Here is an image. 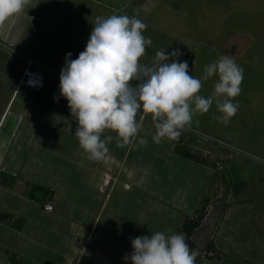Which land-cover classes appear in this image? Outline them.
I'll use <instances>...</instances> for the list:
<instances>
[{
    "label": "rangeland",
    "instance_id": "rangeland-1",
    "mask_svg": "<svg viewBox=\"0 0 264 264\" xmlns=\"http://www.w3.org/2000/svg\"><path fill=\"white\" fill-rule=\"evenodd\" d=\"M29 5L33 21L24 49L0 45V118L14 92L10 112L22 117L19 124L8 112L0 126V170L14 176L12 187L0 185V214L8 215L0 220V264H131L124 256L131 254L138 230L182 233L185 219L204 202L196 264H264V0ZM110 15L136 16L147 25L143 35L153 43L142 63L158 50L179 48V60L202 78L205 65L231 56L244 79L230 123L215 119L221 113L213 104L193 116L179 140L154 143L152 117L145 115L133 145L118 147L116 133L106 131L113 137L107 156L89 160L74 135L77 122L60 95L59 77L67 54L76 56V43L80 53L85 50L76 37H89L96 18ZM26 58L43 67L48 95L19 89ZM217 79L204 81L200 95L210 96ZM33 111H42L41 120ZM141 138L146 145L139 144ZM35 185L51 190L52 200L43 193L30 199ZM46 205L52 210H44Z\"/></svg>",
    "mask_w": 264,
    "mask_h": 264
},
{
    "label": "clouds",
    "instance_id": "clouds-1",
    "mask_svg": "<svg viewBox=\"0 0 264 264\" xmlns=\"http://www.w3.org/2000/svg\"><path fill=\"white\" fill-rule=\"evenodd\" d=\"M29 3L0 0V26ZM93 25L85 50L74 60L67 54L59 77L60 95L77 122L74 135L89 160L100 162L107 156L113 137L103 136L106 131L116 133L118 147L133 145L145 115L152 117L153 142L160 143L164 138L179 140L193 116L207 113L213 104L221 113L215 119L225 126L237 114L235 98L244 70L231 56L205 65L203 77L197 78L190 74L188 61L179 60V48L158 50L150 62H141L153 42L143 35L147 25L136 16L97 17ZM213 76L218 78L214 91L205 98L200 95L203 82ZM139 144L147 140L141 138ZM131 244V254L124 256L131 264H196L199 255L183 233L156 231L131 239Z\"/></svg>",
    "mask_w": 264,
    "mask_h": 264
},
{
    "label": "crops",
    "instance_id": "crops-1",
    "mask_svg": "<svg viewBox=\"0 0 264 264\" xmlns=\"http://www.w3.org/2000/svg\"><path fill=\"white\" fill-rule=\"evenodd\" d=\"M29 8H30V5L28 4L25 9L17 14V15H13L12 17H10L3 26H0V45L6 47L7 49L8 48H12V50L14 51H17L19 48L21 49H24V39H25V36L27 35L28 33V29L30 28L29 25H30V22L33 21V15H30L29 14ZM41 33V32H40ZM74 35V34H73ZM75 37V36H74ZM78 37V38H77ZM76 39H78L80 41V45H84L86 44L87 45V42H88V39L89 37H81V36H77ZM79 43H76V47H74V49H76V52L75 51H72L75 53V57H71V58H78V55L80 54V51H79ZM46 53V52H45ZM41 58L44 57V55H41V53L39 52ZM45 56H47V54H45ZM26 60V59H25ZM44 60V59H43ZM74 60V59H73ZM25 65H26V61L24 62ZM20 89V88H19ZM48 89H49V86L46 85L45 83V88L44 90H47L46 92V95H48ZM16 90V89H15ZM21 90V89H20ZM20 90H18L17 92L20 93ZM42 90L41 92H35L37 93L39 96L41 95V93L44 91ZM17 93H13L12 94V97L10 98L9 102L7 103V110L6 112L3 113L2 117L0 118V124L3 120V118H5V116L7 115L8 112L12 111V103L14 101V98H15V95ZM19 95V94H18ZM17 95V96H18ZM49 97V96H48ZM41 98V97H40ZM12 105V107H11ZM49 105H47L45 107V110L47 109ZM11 107V108H10ZM12 115L20 118V121H19V124L22 122V117L16 115L15 113H12L10 112ZM45 113V112H44ZM32 114H35V111L32 112ZM38 115H39V118L36 119L37 121L41 120L42 118V111L38 112ZM19 129V125H18V128L16 129V131ZM16 135V132L14 134V136ZM13 136V137H14ZM103 136H106V135H103ZM13 139V138H12ZM12 142V141H11ZM10 146V145H9Z\"/></svg>",
    "mask_w": 264,
    "mask_h": 264
},
{
    "label": "trees",
    "instance_id": "trees-1",
    "mask_svg": "<svg viewBox=\"0 0 264 264\" xmlns=\"http://www.w3.org/2000/svg\"><path fill=\"white\" fill-rule=\"evenodd\" d=\"M177 153H179V152L177 151ZM179 154L183 157H188V158L191 157L189 152L187 153V152L183 151ZM13 181H14V176L8 175V174H6L0 170V185L2 184L4 186L12 187ZM30 185H34V184H30ZM35 193H43L44 200H52L51 198L53 197V192L51 190L41 186V185L33 186V191H31L29 198L32 200H35L36 199ZM205 205L206 204L204 202L200 206V208H198L196 210L195 216H193L192 218H186L182 224V228H181L182 233L185 235L186 242L189 245L190 249H193V250L197 249L196 236L198 234L199 229L202 228V226H203L202 225L203 221L207 217V210H206ZM7 216L8 215H6V214H0V220H5V217H7ZM138 234H139V236L150 235L148 233V231L144 228L138 230ZM213 244L214 243L210 242L207 245V251H211L213 249Z\"/></svg>",
    "mask_w": 264,
    "mask_h": 264
},
{
    "label": "built area",
    "instance_id": "built-area-1",
    "mask_svg": "<svg viewBox=\"0 0 264 264\" xmlns=\"http://www.w3.org/2000/svg\"><path fill=\"white\" fill-rule=\"evenodd\" d=\"M19 88L41 92L45 88L44 70L41 64L31 58H26V65L19 81ZM110 181V179H108Z\"/></svg>",
    "mask_w": 264,
    "mask_h": 264
},
{
    "label": "water",
    "instance_id": "water-1",
    "mask_svg": "<svg viewBox=\"0 0 264 264\" xmlns=\"http://www.w3.org/2000/svg\"><path fill=\"white\" fill-rule=\"evenodd\" d=\"M32 116H38V112H35V114H32ZM3 121H4V118H3L2 122ZM2 122H1L0 126L2 125ZM43 209L44 210H52V206H49V205L47 206L46 205V206L43 207Z\"/></svg>",
    "mask_w": 264,
    "mask_h": 264
},
{
    "label": "bare ground",
    "instance_id": "bare-ground-1",
    "mask_svg": "<svg viewBox=\"0 0 264 264\" xmlns=\"http://www.w3.org/2000/svg\"><path fill=\"white\" fill-rule=\"evenodd\" d=\"M107 183H108V181H107Z\"/></svg>",
    "mask_w": 264,
    "mask_h": 264
}]
</instances>
